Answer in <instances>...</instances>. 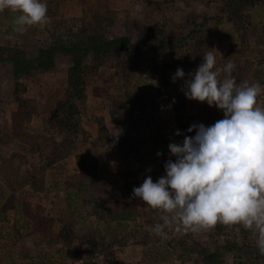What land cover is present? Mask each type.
Masks as SVG:
<instances>
[{"label": "rangeland", "instance_id": "374dc122", "mask_svg": "<svg viewBox=\"0 0 264 264\" xmlns=\"http://www.w3.org/2000/svg\"><path fill=\"white\" fill-rule=\"evenodd\" d=\"M46 2L48 23L24 33L15 30L19 13L0 11V264H264L242 226L154 235L163 213L132 195L175 160L168 145L179 141L176 130L188 134L176 118L205 126L223 118L171 80L177 68L187 76L191 61L200 65L194 53L215 49L218 66L236 65L238 84L264 86V0ZM200 19L201 45L186 40ZM92 37L138 47L82 57L81 101L66 48ZM163 38L182 40L165 49ZM12 50L32 61L19 80L5 62Z\"/></svg>", "mask_w": 264, "mask_h": 264}, {"label": "clouds", "instance_id": "9594fccd", "mask_svg": "<svg viewBox=\"0 0 264 264\" xmlns=\"http://www.w3.org/2000/svg\"><path fill=\"white\" fill-rule=\"evenodd\" d=\"M4 10L19 13L14 21L19 33L49 20L46 0H0ZM215 51L209 49L187 76L177 68L171 80L183 81L186 99L215 106L223 118L209 126L192 124L187 133L195 135L176 130L182 142L168 145L175 160H167L165 174L155 182L146 176L132 195L163 213L149 228L158 237L166 238L168 229L184 235L218 223L238 225L252 233L264 256V106L258 102L264 86L238 84L232 75L236 65L229 60L218 66ZM172 104L175 99L169 109Z\"/></svg>", "mask_w": 264, "mask_h": 264}, {"label": "trees", "instance_id": "16d2710c", "mask_svg": "<svg viewBox=\"0 0 264 264\" xmlns=\"http://www.w3.org/2000/svg\"><path fill=\"white\" fill-rule=\"evenodd\" d=\"M206 20L205 19H200L197 23V25L195 26V28L190 31L187 35V39L186 40H196L198 41V43L201 45L200 42H202V40L199 38L200 35H202V33L204 32V29L206 27ZM155 34V33H154ZM161 41V43L163 44V48L167 49V48H174L178 45V43L181 42L182 39H178V40H170L167 38H163V39H159ZM138 47V45H135L131 42V40L129 38H121L118 40H113V41H107L104 40L103 38H98V37H92L90 38L88 41L84 42V43H80L78 45H73L71 47H67L66 51L71 53L74 56V61H73V67L72 69H70V73H69V82L71 85L72 90L74 89L77 93V96L79 99H81V101L83 100V96H84V75H83V67H82V57H87L90 52L89 51H93L94 55H100L102 53H104L105 51H112V50H122L125 49V51H128L129 48H136ZM13 52V54H11ZM163 52L159 51V54H162ZM190 52L186 53V58L189 59V54ZM158 54V53H157ZM45 55V56H43ZM48 53H46L45 51L40 52L39 54V59H38V64H40V66H45L46 63V58H47ZM184 55V54H182ZM195 56L198 58L197 60L202 62L203 59V55L200 51H198L197 53H194V58ZM5 62H10L13 64L14 66V75L15 78L17 80L20 79V77H22L24 74H26L27 72L30 71L31 66H32V61H30L26 55L24 53H20L17 50H12L9 54V56L7 57V59H5ZM194 63L193 61H191L190 66H192V71H194L196 68H194ZM233 77L235 78V75L232 74ZM19 84V83H18ZM16 91H18V89L16 88ZM69 104V103H66ZM176 122L179 128H182L181 130H186L191 126L189 125L188 119L185 123L181 122L179 123V121L176 118ZM208 122V120H207ZM210 125V122L207 123V126ZM193 133L188 134V135H193ZM183 136V135H182ZM180 136L178 139V142H182L183 137ZM133 150V149H132ZM131 151V150H130ZM123 153V157L124 159H126L128 157L127 153ZM164 169V167H163ZM93 252H95V249L93 250ZM204 254H208L206 255L207 258H211L212 256L209 253L203 252Z\"/></svg>", "mask_w": 264, "mask_h": 264}]
</instances>
